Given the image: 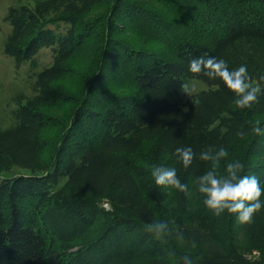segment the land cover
<instances>
[{
	"label": "trees",
	"instance_id": "1",
	"mask_svg": "<svg viewBox=\"0 0 264 264\" xmlns=\"http://www.w3.org/2000/svg\"><path fill=\"white\" fill-rule=\"evenodd\" d=\"M54 1L7 16L16 68L44 48L53 61L0 131V264H264V208L251 223L217 216L195 183L211 170L199 153L223 147L218 175L239 160L264 188V134L253 131L264 129V94L239 108L219 77L188 70L207 53L246 65L264 92V0ZM191 79L214 89L185 111ZM178 147L196 153L187 168ZM152 165L174 167L190 195L158 186ZM15 166L30 173L6 176ZM153 221L170 231L149 233Z\"/></svg>",
	"mask_w": 264,
	"mask_h": 264
},
{
	"label": "clouds",
	"instance_id": "2",
	"mask_svg": "<svg viewBox=\"0 0 264 264\" xmlns=\"http://www.w3.org/2000/svg\"><path fill=\"white\" fill-rule=\"evenodd\" d=\"M188 64V70L192 73L202 74L209 79L219 77L227 88L235 93L237 98L234 103L239 108H251L254 103L259 102V96L264 94L259 84L254 85L251 82L246 65L229 70L224 59L207 53L191 58ZM260 79L264 80V77ZM181 89L189 94L187 83L181 84ZM253 131L257 135L264 134V129L259 127L258 121ZM239 135L243 137L244 133L241 132ZM175 155L185 168L189 167L196 158V153L191 147H178L175 149ZM228 156V151L223 147L217 151H213L209 147L199 153L198 158L201 161L211 162V170L197 178L195 182L197 190L204 195V204L215 215L219 216L227 211L238 214L240 223H251L253 215L264 208V201L261 200L264 188L261 187L260 180L256 175H240L244 165L239 160L226 164L227 176L218 175L221 160ZM151 176L158 186L175 188L186 196L190 195L188 185L181 182L174 167L152 165ZM146 231L159 238L170 230L166 223L153 221L146 226ZM180 238H182V234H180Z\"/></svg>",
	"mask_w": 264,
	"mask_h": 264
},
{
	"label": "rangeland",
	"instance_id": "3",
	"mask_svg": "<svg viewBox=\"0 0 264 264\" xmlns=\"http://www.w3.org/2000/svg\"><path fill=\"white\" fill-rule=\"evenodd\" d=\"M47 0H0V131L6 130L15 125L16 120L13 112L19 104L25 103L38 93L37 77L40 72L49 67L53 61V52L50 48L42 49L32 60L15 67L12 57L4 53V45L12 28L7 20L10 8L27 7L33 9L36 5ZM58 4V9H63L67 2L62 0L54 1ZM189 94L184 92L183 109L186 111V104L194 99L199 93L206 92L213 87L198 79L187 80ZM30 170L15 166L6 172V176L28 174ZM102 207L111 210V205L104 200ZM245 258L249 261L259 260L260 253L252 251L245 253Z\"/></svg>",
	"mask_w": 264,
	"mask_h": 264
},
{
	"label": "built area",
	"instance_id": "4",
	"mask_svg": "<svg viewBox=\"0 0 264 264\" xmlns=\"http://www.w3.org/2000/svg\"><path fill=\"white\" fill-rule=\"evenodd\" d=\"M104 208L108 209L107 207H104Z\"/></svg>",
	"mask_w": 264,
	"mask_h": 264
}]
</instances>
